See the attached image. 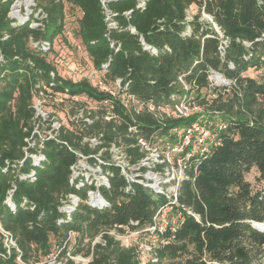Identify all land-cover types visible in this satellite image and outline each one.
<instances>
[{
	"label": "trees",
	"instance_id": "1",
	"mask_svg": "<svg viewBox=\"0 0 264 264\" xmlns=\"http://www.w3.org/2000/svg\"><path fill=\"white\" fill-rule=\"evenodd\" d=\"M35 1L46 13L42 28L14 23L7 15L12 0H0V225L15 243L8 251L0 233V264L36 263L53 248L63 256L69 232L74 233L70 254L90 256L86 264L261 263L264 231L253 223H264V80L246 71L258 68L264 75V0H145L144 8H136L139 0H111L107 6L115 13V28H107L100 0ZM66 4L80 11L76 35L93 68L106 66L105 80L121 78L129 93L156 104L171 94L193 93L202 111L157 122L147 111L129 113L113 100L109 120L102 117L105 111L91 124H77L68 115L56 139L43 141V158L35 162L27 153L37 148L26 139L38 142L32 135L31 103L39 90H66L97 102L110 98L85 78L60 75L53 48L32 46L36 41L54 43L63 31ZM191 5L197 10L189 19ZM201 12L210 21L201 20ZM210 71L229 84L211 87ZM181 74L188 89L178 81ZM203 88H211L212 97L201 94ZM199 117L211 122L218 143L191 161L176 202L128 183L112 164L103 167L108 185L98 187L104 206L81 201L69 219L59 210L60 199L68 193L86 198V188L77 189L69 181L76 161L72 150H96L81 143L84 135L101 134L103 145L122 143L135 161L141 153L129 125H136L140 135L156 131L176 142L178 133L169 130ZM218 123L225 128L216 131ZM251 168L257 171L256 186L245 179ZM165 204L180 217L162 230L142 231L155 241L141 263L137 247L121 245L110 231L123 232L122 226L145 229ZM65 264L73 260L67 258Z\"/></svg>",
	"mask_w": 264,
	"mask_h": 264
},
{
	"label": "built area",
	"instance_id": "2",
	"mask_svg": "<svg viewBox=\"0 0 264 264\" xmlns=\"http://www.w3.org/2000/svg\"><path fill=\"white\" fill-rule=\"evenodd\" d=\"M109 1L111 0H100V4L103 8L104 20L106 21L107 28H115L117 26L116 22L112 20L115 13L108 8L107 4ZM144 5L145 0H139L136 4V8H144ZM129 12L130 11H125L124 14L127 15ZM7 15L14 23L27 22L28 26L31 28H42L43 21L46 18L45 11L42 7L38 6L34 0H12ZM187 18L189 17L187 16ZM131 31H133L132 28ZM32 46L42 51L54 49V43L47 40L33 42ZM78 47H82L85 50L83 44ZM105 67V65H102L101 69L96 70L102 72L103 76ZM50 74L53 75V72ZM183 75L184 74L178 76V81L185 89H188L189 85L184 81ZM210 76L217 81H223L222 76L218 75L215 71H210L208 78H210ZM111 82L113 83L112 88L107 87L104 76H93L90 83L98 87L101 91L108 93L110 98L104 99L102 102H97L85 96L89 98L88 103L98 104V111H92L90 109L92 106L88 107L84 105L82 107H77L72 114H69V120L77 124H79V122L91 124L93 119L98 118L100 111H105L102 117L109 120L113 117L111 112L113 100H117L129 113L147 111L157 122H161L168 117H188L192 113H200L202 111V107L195 103L188 93L171 94L167 101L156 104L151 100L139 99L135 94L129 93L126 90L127 85L123 84L121 78H115ZM80 97L84 96L70 95L66 90L55 91L51 87H45L39 90L37 96L33 98L31 103V107L34 110L32 135L38 138V142H35L34 139H26V141L30 147L37 148L36 151L27 153L35 162H39L40 158H43V155L40 153L43 141L46 139H56L59 130L64 125V121L58 118L53 107H55V105L73 103L79 100ZM102 106H107L109 110H104ZM48 110H50V112ZM225 126V123H218L216 125V131L225 128ZM213 129L215 128L211 127L210 121H202L201 117H199L183 128L170 129L169 133L176 132L179 135L178 141L170 142L168 135H157L155 131L149 137H146L138 133L136 125H129L128 132L130 135H135V146L141 153V156L135 161L131 160V156L125 151V146L122 143L110 141L107 145H103L101 134L84 135L81 143L87 144L91 149L96 150L85 154L79 149H71L76 155V161L70 166L71 173L69 181L71 184L75 185L77 189L86 188V198L81 200L76 193H68L60 199L59 210L69 219L71 212L81 201L91 207L104 206L105 201L98 187L101 185H108V172L103 170V167L104 165L108 166L112 164L119 167L128 183H139L155 193L165 195V197L169 199V203L176 202L180 182L187 177L186 171L191 161L194 157L205 154L210 145L218 143L216 132ZM157 138H159L161 142L159 145L154 143ZM93 167L97 169L93 170ZM88 172L96 173L97 177H95V179H90ZM91 184L94 185L95 188L92 189L90 187ZM127 188L128 186L126 189ZM11 192L12 189L8 194ZM8 199L9 198H7V200ZM167 204L158 208L153 216L152 225L142 230L136 229L135 233L145 230L152 232L156 227L162 230L165 225L160 226L157 217L164 209L169 208ZM136 223V221H131L133 225ZM122 227L124 229L123 231H125L128 226ZM0 233L4 236V243L9 251V248L15 245L11 234L5 231L1 225ZM71 237L74 239V233L69 232L68 238ZM151 250V243H144L137 246L140 258L144 252L150 253ZM82 260L83 264H86L89 259ZM151 260H155V258L152 257ZM140 261L144 263L143 260L140 259Z\"/></svg>",
	"mask_w": 264,
	"mask_h": 264
},
{
	"label": "rangeland",
	"instance_id": "3",
	"mask_svg": "<svg viewBox=\"0 0 264 264\" xmlns=\"http://www.w3.org/2000/svg\"><path fill=\"white\" fill-rule=\"evenodd\" d=\"M35 1V0H34ZM36 2V1H35ZM197 7L195 5L189 6L187 9V14L190 19L191 15L196 13ZM81 15L80 11L71 8L70 5L66 4L65 7V23L63 26V31L61 34L56 36L53 40L54 42V50H55V56L53 57V63L56 66V70L60 75H63L65 77H72L73 79L79 80L81 78H85L91 82V79L93 76H102V72L96 70L93 68L92 62L90 61V58L88 57L87 52L81 47L78 46L82 43L80 42L79 37L76 35V29L78 27L77 19ZM201 20H207L210 21V17L205 14L204 12H201L200 16ZM246 74L254 77L258 80H264V75L262 76V70L261 69H254L249 68L246 71ZM210 81V86H222L229 84L230 81L222 77L223 81H217L213 77L210 76L208 78ZM107 87L112 88L113 83L109 80H106ZM201 94H205L206 98L212 97L211 94V88L208 89H201ZM191 99L194 100L195 103H197V99L193 98V93L189 94ZM88 99L85 96L80 97L79 100H77L75 103H65L64 105H61L60 107L56 106L53 107L56 111V114L58 118L61 121H67L68 115L74 112V110L77 107L82 106H92L90 109L92 111H98L99 106L98 104L94 103H88ZM262 98L260 99V101ZM104 107V110H109L107 106ZM51 109V108H49ZM50 112V110H48ZM99 113V112H97ZM96 113V114H97ZM68 123V121H67ZM155 144H161L160 139L157 138L154 142ZM97 169L96 167H93V170ZM90 179H95L97 177V174L94 172H88ZM257 175V171L255 168H251L250 171L245 175V179L249 181L253 186H256V180L255 176ZM180 215L178 213L173 212L170 208L164 209V211L157 217V221L160 224V226L165 225L166 222H170L172 224L177 222V219H179ZM111 234L115 236L116 239H118L123 246H138L141 244H150L155 241V236L146 234V232L139 231L138 233H135V230L126 228L123 232H118L116 230H111ZM98 240V237L96 238ZM73 242V237L70 238L69 244L67 245V250L63 256H60L58 254L57 250L55 248L52 249V252L46 256L43 257L39 262L36 263H30V264H65L67 258H71L73 260V264H83L82 259H90V256H84L82 254H70V248L71 244ZM150 256L149 253L144 252L141 256V260L145 261ZM264 264V259L261 263Z\"/></svg>",
	"mask_w": 264,
	"mask_h": 264
},
{
	"label": "water",
	"instance_id": "4",
	"mask_svg": "<svg viewBox=\"0 0 264 264\" xmlns=\"http://www.w3.org/2000/svg\"><path fill=\"white\" fill-rule=\"evenodd\" d=\"M218 75H220L219 73H217ZM253 226L257 229L263 230L264 231V223H253Z\"/></svg>",
	"mask_w": 264,
	"mask_h": 264
},
{
	"label": "bare ground",
	"instance_id": "5",
	"mask_svg": "<svg viewBox=\"0 0 264 264\" xmlns=\"http://www.w3.org/2000/svg\"><path fill=\"white\" fill-rule=\"evenodd\" d=\"M216 78H218V77H216Z\"/></svg>",
	"mask_w": 264,
	"mask_h": 264
}]
</instances>
